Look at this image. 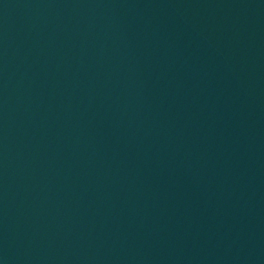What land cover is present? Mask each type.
<instances>
[{
  "label": "water",
  "instance_id": "water-1",
  "mask_svg": "<svg viewBox=\"0 0 264 264\" xmlns=\"http://www.w3.org/2000/svg\"><path fill=\"white\" fill-rule=\"evenodd\" d=\"M0 264H264V0H0Z\"/></svg>",
  "mask_w": 264,
  "mask_h": 264
}]
</instances>
